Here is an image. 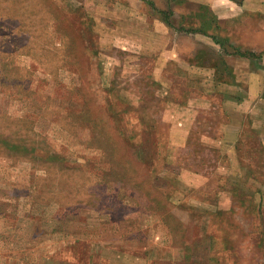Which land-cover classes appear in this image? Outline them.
I'll return each instance as SVG.
<instances>
[{"label": "rangeland", "instance_id": "1", "mask_svg": "<svg viewBox=\"0 0 264 264\" xmlns=\"http://www.w3.org/2000/svg\"><path fill=\"white\" fill-rule=\"evenodd\" d=\"M0 264H264V0H0Z\"/></svg>", "mask_w": 264, "mask_h": 264}]
</instances>
